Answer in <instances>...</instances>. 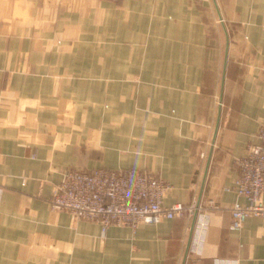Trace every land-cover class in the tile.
I'll use <instances>...</instances> for the list:
<instances>
[{"label":"crops","instance_id":"0c3cea01","mask_svg":"<svg viewBox=\"0 0 264 264\" xmlns=\"http://www.w3.org/2000/svg\"><path fill=\"white\" fill-rule=\"evenodd\" d=\"M263 121L264 0H0V264H264V217L233 229L228 188ZM97 167L154 173L207 229L52 208Z\"/></svg>","mask_w":264,"mask_h":264},{"label":"built area","instance_id":"2783aa9c","mask_svg":"<svg viewBox=\"0 0 264 264\" xmlns=\"http://www.w3.org/2000/svg\"><path fill=\"white\" fill-rule=\"evenodd\" d=\"M259 141L250 143L237 163L240 175L228 187L247 199L230 208L233 229L239 230L250 215L264 217V121L258 132ZM171 184L150 171L135 167L111 169L97 167L71 170L56 185L49 202L54 209H66L75 219L85 218L102 223L103 230L113 223H159L163 218L198 215L196 230L207 229L206 206L196 202L163 203ZM198 256L192 257V260ZM212 264H239L238 259L215 257Z\"/></svg>","mask_w":264,"mask_h":264}]
</instances>
